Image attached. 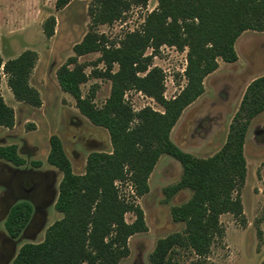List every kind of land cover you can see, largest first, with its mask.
<instances>
[{
    "label": "trees",
    "instance_id": "obj_1",
    "mask_svg": "<svg viewBox=\"0 0 264 264\" xmlns=\"http://www.w3.org/2000/svg\"><path fill=\"white\" fill-rule=\"evenodd\" d=\"M68 2L56 0L55 7ZM147 2L93 0L88 7L89 29L73 45L74 55L57 68L56 80L60 89L74 99L82 116L107 130L112 150L90 152L84 172L77 174L59 137H49L46 161L61 173L53 204L61 217L45 229L41 241L23 243L10 264H119L129 254V237L146 231L147 226L141 206L126 198L118 184L129 181L135 196L146 194L148 178L162 154L181 165L180 179L166 188V197L183 189L192 193L188 200L170 208L172 220L185 224L183 233L158 239L149 255L150 264H166L171 248L182 242L198 256H205L214 235L222 234L219 216L242 215L238 189L246 176L243 146L250 121L264 111V75L245 88L225 142L213 155L199 158L185 152L172 141L170 133L183 110L203 94V80L217 69V60H237L234 44L241 33L264 32V0H157L140 29L125 34L119 45L94 30L119 19L131 6L145 8ZM54 27L55 17H47L42 23L43 34L50 38ZM161 45L188 48L187 82L172 99L163 96L161 69H148L152 56L144 55L147 48L155 51ZM92 52H99L98 62L104 64L103 70H93V76L111 82L110 94L100 106L93 102L92 95H82L80 88L88 75L77 57ZM37 57L31 49L4 62L0 55V82L5 75L14 99L34 108L42 104L39 92L29 84ZM130 90L153 98L163 112L148 106L135 112L125 99ZM14 121V110L0 92V126L10 129ZM0 159L17 167L25 164L15 144L0 145ZM31 164L41 165L39 161ZM234 191L237 193L232 196ZM31 212L27 202L11 206L3 223L10 238L20 235ZM126 213L134 215L132 222H126Z\"/></svg>",
    "mask_w": 264,
    "mask_h": 264
},
{
    "label": "rangeland",
    "instance_id": "obj_2",
    "mask_svg": "<svg viewBox=\"0 0 264 264\" xmlns=\"http://www.w3.org/2000/svg\"><path fill=\"white\" fill-rule=\"evenodd\" d=\"M156 0H148L145 8L131 6L111 24H101L94 28L107 40L119 45L125 34L140 29L148 12L154 9ZM56 0H0V55L3 60L16 57L25 49L37 53L36 64L31 71L29 84L40 94L42 104L32 108L13 98L2 75L0 92L6 104L13 108L15 125L6 129L0 126V145L16 144L18 154L25 160L21 168L39 161L41 169H51L46 158L49 151V137L57 135L70 160L73 172H84L87 155L92 151L112 150L109 134L103 127L95 126L82 116L74 99L63 92L56 80L57 68L73 56L72 47L88 31L90 17L88 7L93 0H69L61 8L55 7ZM55 17L54 34L47 38L42 32V23ZM187 50L175 46L161 45L157 50L147 48L144 55H151L148 69L157 67L163 73V96L174 98L186 85L185 70ZM235 50L238 59L226 63L221 59L217 70L203 80L204 92L182 112L170 138L185 152L199 158L213 155L225 141L232 116L238 108L246 85L255 77L264 74V32L245 31L237 39ZM99 52L77 57L88 75L81 84L82 95H92L93 102L100 106L110 94L111 82L104 77H94L93 70H103L98 62ZM117 70L114 64L113 71ZM126 101L137 112L150 107L163 112V107L142 92L130 90L125 93ZM246 176L238 189L242 205V215L224 213L219 216L221 235H214L209 252L198 256L185 242L174 245L166 256V264H264V112L257 115L248 129L244 144ZM0 164L10 163L1 160ZM53 170V169H52ZM57 185L61 173L54 169ZM181 176L180 163L167 154H162L148 178L149 191L135 196L131 182L118 184L121 193L141 206L147 230L135 233L128 239L129 254L119 264H150L149 255L158 239L175 232L183 233L185 224L174 222L170 208L179 205L191 196V191L183 189L171 197H166V188L178 182ZM10 177L0 175V197ZM16 186V181H14ZM36 194L42 195L44 187L37 186ZM236 191L232 196L236 195ZM56 198V196H55ZM9 197L0 201V210L9 204ZM55 201V199H54ZM54 202L43 208L45 220L37 232V225L43 216L37 218L34 226L26 233L12 240L14 249L5 264H10L18 248L25 242H39L45 229L61 217L53 207ZM126 222L134 220L132 213L125 214ZM35 232V233H33ZM3 219L0 220V243L5 235ZM8 242L6 247L11 250ZM2 262L0 261V264Z\"/></svg>",
    "mask_w": 264,
    "mask_h": 264
},
{
    "label": "flooded vegetation",
    "instance_id": "obj_3",
    "mask_svg": "<svg viewBox=\"0 0 264 264\" xmlns=\"http://www.w3.org/2000/svg\"><path fill=\"white\" fill-rule=\"evenodd\" d=\"M4 174L7 175V177H10V184H6L4 186L5 188L1 194L0 201L5 197H9L10 201L4 209L0 210V220L3 219L4 223L12 205L18 202H27L31 206L32 212L28 222L20 234L26 233L32 229L37 218L44 215L43 208L48 207L52 204V202H54L56 196V174L50 169H41L40 166L37 167L31 165L27 168L15 166L9 168L0 164V175ZM14 181H16V186ZM37 186L42 188L44 187V191L41 196L39 194L35 195V189ZM44 217L45 216H43L39 225H37V232L43 227L45 220ZM2 236L3 238L0 243V261L2 262L1 264H5L10 257V253L14 249V244H11L14 238H10L7 234ZM8 242L11 244V250H9V252L6 247Z\"/></svg>",
    "mask_w": 264,
    "mask_h": 264
},
{
    "label": "crops",
    "instance_id": "obj_4",
    "mask_svg": "<svg viewBox=\"0 0 264 264\" xmlns=\"http://www.w3.org/2000/svg\"><path fill=\"white\" fill-rule=\"evenodd\" d=\"M149 2H150V0H149ZM155 5H157V0L154 2V6H155ZM247 31H248V30H247ZM244 33H245V31H244ZM242 34H243V32L241 33V35H242ZM239 37H240V36H239ZM239 37H238V38H239ZM238 38H237V39H238ZM237 39H236V41H237ZM235 43H236V42H235ZM234 48H235V44H234ZM31 50H32V49H31ZM235 51H236V50H235ZM20 53H21V52H20ZM20 53H18V55H19ZM236 54H237V53H236ZM18 55H17V56H18ZM237 59H238V55H237ZM2 60H3V59H2ZM219 60H220V59L217 60V62H218V66H219ZM4 61H5V60H3V62H4ZM236 61H237V60H236ZM236 61H235V62H236ZM223 62H224V61H223ZM235 62H232V63H235ZM226 63H227V62H226ZM217 68H218V67H217ZM216 70H217V69H216ZM216 70H215V71H216ZM215 71H213V72H215ZM213 72H212V73H213ZM210 74H211V73H210ZM263 75H264V74H263ZM207 76H208V75H207ZM260 76H262V75H260ZM258 77H259V76H258ZM255 78H256V77H255ZM255 78H253V79H255ZM253 79H252V80H253ZM252 80H251V81H252ZM251 81H250V82H251ZM250 82H249V83H250ZM249 83H248V84H249ZM248 84H247V85H248ZM247 85H246V87H247ZM9 90H10V89H9ZM244 91H245V90H244ZM11 94H12V93H11ZM1 95H2V93H1ZM200 96H201V95H200ZM13 98H14V97H13ZM198 98H199V97H198ZM5 103H6V102H5ZM21 103H22V102H21ZM26 105H27V104H26ZM27 106H29V105H27ZM30 107H31V106H30ZM32 108H34V107H32ZM263 112H264V111H263ZM261 113H262V112H261ZM258 115H259V114H258ZM256 116H257V115H256ZM256 116H255V117H256ZM255 117H254V118H255ZM14 118H15V113H14ZM254 118H253V119H254ZM253 119H252V120H253ZM252 120H251V121H252ZM15 121H16V119H15ZM15 121H14V125H15ZM251 121H250V124H251ZM249 126H250V125H249ZM3 128H5V127H3ZM6 129H9V128H6ZM248 129H249V127H248ZM247 133H248V131H247ZM246 136H247V134H246ZM225 139H226V138H225ZM245 140H246V137H245ZM224 142H225V141H224ZM244 144H245V142H244ZM15 145H16V144H15ZM222 145H223V144H222ZM219 149H220V148H219ZM219 149H218V150H219ZM17 152H18V148H17ZM216 152H217V151H216ZM188 153H189V152H188ZM243 153H244V146H243ZM19 155H20V154H19ZM244 157H245V156H244ZM245 160H246V159H245ZM2 165L7 166V167H9V168L15 167V166H13L12 164H11V165H9V164H2ZM24 165H25V164H24ZM22 166H23V165H22ZM22 166H18V167H22ZM50 166H51V165H50ZM51 167H52V168H51L50 170L53 169L52 171H54V169H56V168L53 167V166H51ZM56 170H57V169H56Z\"/></svg>",
    "mask_w": 264,
    "mask_h": 264
}]
</instances>
